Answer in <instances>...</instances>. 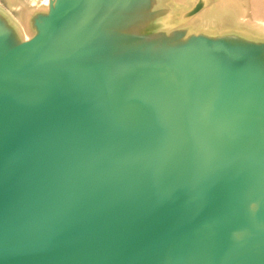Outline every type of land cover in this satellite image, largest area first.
<instances>
[{
	"label": "water",
	"instance_id": "obj_1",
	"mask_svg": "<svg viewBox=\"0 0 264 264\" xmlns=\"http://www.w3.org/2000/svg\"><path fill=\"white\" fill-rule=\"evenodd\" d=\"M222 1L0 0V264H264V23Z\"/></svg>",
	"mask_w": 264,
	"mask_h": 264
},
{
	"label": "bare ground",
	"instance_id": "obj_2",
	"mask_svg": "<svg viewBox=\"0 0 264 264\" xmlns=\"http://www.w3.org/2000/svg\"><path fill=\"white\" fill-rule=\"evenodd\" d=\"M243 1L244 0H223L221 4L224 10H226L227 12L226 17L228 18L236 17L240 12H242V15L244 17H246L245 14H243L244 8L240 7V4H243ZM221 4L219 6H221ZM248 5H249V9L251 10L249 15L250 17L248 19L254 22L260 21L264 23V1L248 0ZM238 18H242V16H240L239 14Z\"/></svg>",
	"mask_w": 264,
	"mask_h": 264
}]
</instances>
